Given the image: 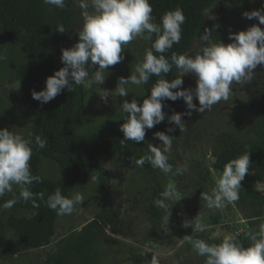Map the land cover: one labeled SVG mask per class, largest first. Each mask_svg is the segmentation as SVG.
<instances>
[{
	"label": "rangeland",
	"instance_id": "1",
	"mask_svg": "<svg viewBox=\"0 0 264 264\" xmlns=\"http://www.w3.org/2000/svg\"><path fill=\"white\" fill-rule=\"evenodd\" d=\"M76 22L71 26L73 46L78 42L77 33L83 26L81 4L89 5L87 11H94L92 0H74ZM256 0L246 5L237 4L234 0H219L204 12L207 27L220 29L226 37L245 31L252 25L261 27L255 18L243 17L244 12L256 10ZM205 32V31H204ZM204 32L201 34L203 35ZM199 35L191 44L186 56L195 57L201 53L205 45ZM142 35L124 47L121 63L110 66L104 72L105 82L102 85L92 84L86 87L81 118L77 133H107L119 126L124 101L131 102L144 94L143 84L126 85L127 97L117 95L115 87L119 77L127 78L135 74V68L141 64L150 49V39ZM228 44L232 40H228ZM209 43H215L210 37ZM26 54L19 43L12 42L0 29V129L15 131L30 141L32 112L25 104L23 91L16 77L17 69L25 63ZM98 67V66H96ZM96 67L89 69V79L94 75ZM55 71L60 66L54 64ZM180 71L177 69L176 77ZM182 89L195 88L196 77L188 74L182 77ZM103 90H107L108 99L102 100ZM264 90V66L254 69L252 78L242 83L233 82L227 99L221 100L204 112L193 111L184 116L186 126L183 130L176 128L170 149L154 136L146 137V146L138 149L141 155H151L150 145L158 147L167 156V163L172 172L165 174L154 168L150 171L145 166L132 161L128 165L122 156H116L103 163L110 177V196L113 208L112 217L104 234L98 240L94 257L97 264H151L153 256L159 257L160 264H206V257L194 251L192 241L211 242L220 237L231 235L238 237L241 230H246L247 218L258 211L256 202H224L221 209H209L202 194L211 195L216 187L218 174L214 170L216 156L226 141L232 138L237 144L248 147L264 140L261 124L256 116L258 96ZM176 91V90H173ZM194 103L199 107L198 101ZM187 111L182 99L174 101L172 112ZM181 171L177 174L176 170ZM40 174L48 179H56L60 173L55 162L42 158L39 164ZM256 191L264 196V174L251 176ZM173 183L175 191L182 198L180 201L165 200L169 208V221L164 227L166 209L156 206L158 218L150 214V203L155 188L162 187L164 192L169 183ZM98 183L86 180L83 187L70 192L68 198L79 194L83 197L82 205H77L72 214L58 215L54 223L53 236L50 243L38 249H18L15 241L17 232L8 224V217L27 216L21 210L0 211V264H48L49 256L56 253L58 247L67 238L80 231L88 221L94 220L102 213L101 198L97 193ZM13 185L11 193L20 192ZM163 199V197H161ZM264 211V209H263ZM204 225L203 230L195 227L196 218ZM186 220L193 222L191 227H184ZM154 230L155 234L150 235Z\"/></svg>",
	"mask_w": 264,
	"mask_h": 264
},
{
	"label": "clouds",
	"instance_id": "2",
	"mask_svg": "<svg viewBox=\"0 0 264 264\" xmlns=\"http://www.w3.org/2000/svg\"><path fill=\"white\" fill-rule=\"evenodd\" d=\"M45 4L64 7V0H44ZM83 12V26L77 33L78 42L69 49L61 50V62L64 65L45 81L43 90L31 93L32 99L41 104L52 101L67 88L71 91L73 85L91 87L93 83L102 85L105 82L104 72L110 66L122 62L121 55L126 45L145 32L157 34V39L152 47L157 53H164L171 49L181 39V25L185 22L183 11L177 8L166 12L159 25L152 22V7L149 0H92L93 12L87 11L89 5L81 4ZM246 19H257L260 25H264V10L244 12ZM64 32L61 26L57 29ZM207 45L202 47L201 53L195 57L173 54L172 63L164 55L156 56L152 50L147 51L144 61L137 65L135 74L127 78L119 77L115 91L121 97H127L126 85H140L147 83L151 76L160 77L172 70L173 64L180 71L178 78L169 82L159 79L152 87L150 95L138 105L136 100L124 101L122 111L127 113V119L119 131L123 133V140L144 142L146 130L152 129L163 122L166 114L163 112L164 100L176 101L182 99L187 111L173 113L167 117L168 123L183 130L186 126L182 117L191 116L193 111L204 112L221 100L227 99L231 92L233 82L242 83L252 78L257 66H264V30L252 25L245 31L230 34L229 44L209 43L210 34L205 30L200 37ZM98 66V67H96ZM96 67L94 75L89 79V69ZM193 74L196 77L195 88L182 89V77ZM19 88V82L16 89ZM176 90V91H173ZM102 100L108 99L107 90H103ZM198 101L199 107L194 103ZM174 128H168V133ZM155 138L162 142L165 151L170 149L172 137L165 132L154 133ZM36 144L43 149L47 140L37 136ZM151 155L137 161L143 166L147 160L154 168L162 170L165 174L172 172V166L167 163V156L158 147L150 145ZM33 155L30 141L14 130L0 129V197L13 191V185L18 186L20 196L24 201L33 199L34 195L40 199L43 193L34 194L27 186L34 181L39 182V177L33 176L30 171L29 161ZM250 165L249 154H244L227 162L223 171L218 175L216 187L211 195L202 194L209 209H221L224 202H235L239 199V189ZM181 170L177 168L179 174ZM163 199L155 203L158 207L166 209L164 227L170 217V206L165 200L180 201L182 198L175 191L173 183L167 185L162 193ZM16 203L10 200L3 205L10 209ZM83 197L79 194L72 198H66L57 188L46 201L47 206L56 211L58 215L72 214L77 205H82ZM34 206L38 207V205ZM193 222L186 220L184 227H191ZM195 227L203 230L204 225L197 216ZM250 247L244 248L234 242L231 235L223 238L218 245H209L203 240L192 241L194 251L200 256L206 257V264H264V225H261L258 234H251ZM151 264H160L159 257L153 256Z\"/></svg>",
	"mask_w": 264,
	"mask_h": 264
},
{
	"label": "trees",
	"instance_id": "3",
	"mask_svg": "<svg viewBox=\"0 0 264 264\" xmlns=\"http://www.w3.org/2000/svg\"><path fill=\"white\" fill-rule=\"evenodd\" d=\"M219 0H149L152 7V22L160 24L161 18L166 12L177 8L183 11L185 22L181 25V39L173 44L171 49L164 53H157L152 47L157 39V34H151L150 49L156 56L164 55L169 63H172L173 54L185 55L192 42L205 30L215 43L228 44L229 38L220 29L207 27L204 12ZM237 4L246 5L250 0H234ZM74 0H64V7L45 4L44 0H0V29L12 42L19 43L25 51V63L19 66L16 77L23 91L25 104L32 112V126L30 135V147L33 155L30 171L33 176L39 177V182L34 181L27 186L34 194L43 193L40 199L34 195L33 199L24 201L20 192L8 197H0V211L21 210L27 212L25 217L10 215L8 224L17 232L18 237L15 245L18 249H38L50 243L54 232L56 211L50 209L46 201L57 188L66 198L70 192L83 187L86 180H95L98 184L97 193L102 202V213L94 220L81 228L80 231L70 235L57 249L56 253L49 256L48 264H97L94 257L95 246L104 234L105 228L111 220L113 208L111 205L110 177L103 167V163L116 157L122 156L128 165L132 161H138L146 155L137 151L146 146V137L154 136L156 132H165L172 138L175 130L168 133V128L175 125L169 124L167 117L170 116L173 101L164 100L163 112L166 118L163 122L152 129L146 130L144 142L123 140V133L119 131L120 126L125 123L127 113L122 112L119 126L109 130L107 133H91L81 135L77 133V126L81 118L86 89L83 85H73L71 91L67 88L52 101L41 104L32 99L33 91L39 92L44 89L46 78L55 72L54 64L60 68L61 50L73 46L71 39V26L76 22V11ZM256 10H264V0H256ZM64 28L59 33V27ZM143 35L149 36L147 32ZM177 68L173 64L172 70L160 77L151 76L147 83L143 84L144 94L135 99L139 104L150 95L152 87L159 79L169 82L176 79ZM256 116L260 122L261 132L264 135V90L258 96ZM40 136L47 140L46 146L41 149L37 146L35 138ZM155 137V136H154ZM249 154L250 165L239 189L240 202L258 203V211L247 218L248 227L240 233L234 242L247 248L252 245L249 238L251 234H258L261 225H264V196L255 189L251 176L264 174V140L254 143L248 147L237 144L232 138L226 141L221 151L216 156L214 170L219 175L224 165L241 155ZM148 156V155H147ZM42 158L50 159L56 163L59 177L48 179L39 172V164ZM143 166L148 171L153 166L146 160ZM162 187L155 188L153 199L150 203V214L154 221L158 218L156 201L162 197ZM10 200L16 203L10 209L3 207ZM38 205V207L34 206ZM155 234L154 230L150 235ZM220 237L214 241L215 245L222 242ZM212 245L211 242H207Z\"/></svg>",
	"mask_w": 264,
	"mask_h": 264
},
{
	"label": "crops",
	"instance_id": "4",
	"mask_svg": "<svg viewBox=\"0 0 264 264\" xmlns=\"http://www.w3.org/2000/svg\"><path fill=\"white\" fill-rule=\"evenodd\" d=\"M248 226H246V229H247ZM245 231V230H244ZM243 230H241V232H244Z\"/></svg>",
	"mask_w": 264,
	"mask_h": 264
}]
</instances>
